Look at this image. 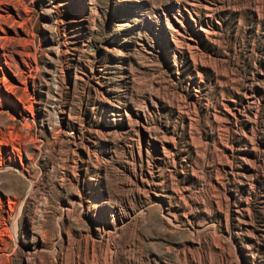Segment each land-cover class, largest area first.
I'll list each match as a JSON object with an SVG mask.
<instances>
[{
  "label": "rangeland",
  "instance_id": "rangeland-1",
  "mask_svg": "<svg viewBox=\"0 0 264 264\" xmlns=\"http://www.w3.org/2000/svg\"><path fill=\"white\" fill-rule=\"evenodd\" d=\"M0 264H264V0H0Z\"/></svg>",
  "mask_w": 264,
  "mask_h": 264
}]
</instances>
